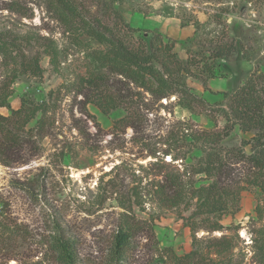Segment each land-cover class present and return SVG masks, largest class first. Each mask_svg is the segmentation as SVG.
Returning a JSON list of instances; mask_svg holds the SVG:
<instances>
[{"label":"rangeland","instance_id":"1","mask_svg":"<svg viewBox=\"0 0 264 264\" xmlns=\"http://www.w3.org/2000/svg\"><path fill=\"white\" fill-rule=\"evenodd\" d=\"M78 1L96 27L123 35L127 23L147 42L173 40L184 62L188 48L233 41L237 52L217 62L225 77L208 82L213 92H232L255 68L264 72V0ZM107 48L54 0H0V115L25 102L9 125L20 137L17 160L6 165L0 152V264H63L56 240L71 243L76 264H264V191H242L239 210L220 220L207 213L217 200L206 197L213 178L197 173L203 154L190 145L191 133L214 128L205 115L175 96L141 108L135 128H114L123 109L103 115L88 104L84 112L78 82L100 69ZM33 60L38 74L28 68ZM186 83L210 104L225 102L192 78ZM40 104L43 115L33 111ZM250 137L235 128L222 145ZM242 167L233 164L234 179ZM167 177L182 194L173 206L159 190ZM130 226L129 244L115 257V238Z\"/></svg>","mask_w":264,"mask_h":264},{"label":"trees","instance_id":"2","mask_svg":"<svg viewBox=\"0 0 264 264\" xmlns=\"http://www.w3.org/2000/svg\"><path fill=\"white\" fill-rule=\"evenodd\" d=\"M54 1L79 20L86 28L88 37L108 47L106 54L101 57L100 69L82 77L78 82L76 94L83 97L84 112L88 104L94 105L103 115L123 109L127 114L114 123V128L121 123L135 128L141 108L175 96L178 103H182L192 114L205 115L214 124L213 129L201 128L190 135L192 148L203 154L198 159L197 173L213 178L205 188L206 197H216L217 200L207 213H213L220 220L222 216L239 210L242 191L250 188L264 191V72L255 68L232 92H213L208 87L210 80L225 77L219 74L217 62L237 52L233 41L220 43L206 52L188 48L184 62L175 53L173 40L167 39L164 42L156 35L147 42L145 35H140V28L127 23H124L126 32L119 35L107 27H96L86 19L80 1ZM242 58L249 61L246 51ZM28 68L34 74L40 72L39 64L34 60L28 64ZM187 78L198 81L205 91L222 95L225 102L210 104L192 91L186 83ZM24 106L25 102L22 101L20 108L12 111L10 117L0 115V125L4 123L7 126L0 127L3 133L0 152L5 155L2 162L6 165L17 160L13 156L18 152L20 137L18 129L13 132L9 125L23 112ZM45 107V104L36 105L33 111L43 115ZM32 118L30 116L21 120L19 127L24 128ZM219 118L224 121L222 127L218 126ZM42 120L43 116L38 123ZM235 128L242 133H250L251 137L242 139L240 147L224 148L222 141ZM245 147L250 148L249 153L244 151ZM238 163H242L244 173L236 180L233 178L232 166ZM225 180L230 183L224 184ZM173 186L179 184L175 179L167 177L159 187L162 200L172 206L182 199L180 188L173 189ZM219 228L218 223L212 224L213 230ZM134 229V226H130L129 231L118 233L113 247L115 257L122 256ZM54 250L63 264H76L69 241L56 240Z\"/></svg>","mask_w":264,"mask_h":264}]
</instances>
